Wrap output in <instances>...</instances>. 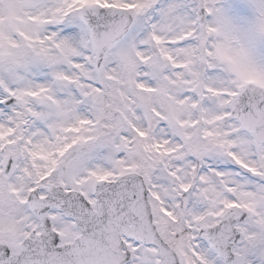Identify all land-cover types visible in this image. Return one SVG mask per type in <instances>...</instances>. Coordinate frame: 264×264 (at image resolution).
Here are the masks:
<instances>
[{"label":"snow or ice","instance_id":"1","mask_svg":"<svg viewBox=\"0 0 264 264\" xmlns=\"http://www.w3.org/2000/svg\"><path fill=\"white\" fill-rule=\"evenodd\" d=\"M0 264H264V0H0Z\"/></svg>","mask_w":264,"mask_h":264}]
</instances>
